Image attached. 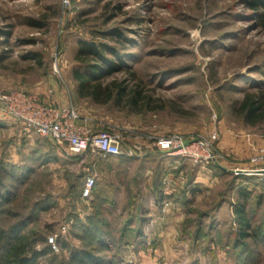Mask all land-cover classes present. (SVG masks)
Returning <instances> with one entry per match:
<instances>
[{
	"label": "rangeland",
	"instance_id": "obj_1",
	"mask_svg": "<svg viewBox=\"0 0 264 264\" xmlns=\"http://www.w3.org/2000/svg\"><path fill=\"white\" fill-rule=\"evenodd\" d=\"M80 41L123 63L104 82L143 87L150 104L80 97ZM54 85L95 131L119 135L124 154L82 162L35 132L0 129V191L12 193L0 202V230L23 223L22 233L38 236L32 264H82L73 260L81 252L116 264H264V193L246 200L251 226L242 237L233 186L244 178L232 137L264 136V124H245L234 106L246 90L264 89V29L248 0H0V89ZM175 133L213 142L215 160H181L183 172L162 158L142 181L126 152L156 153L158 138ZM198 167L201 189L184 205L180 192ZM90 172L97 183L87 200ZM9 245L2 241L0 259Z\"/></svg>",
	"mask_w": 264,
	"mask_h": 264
},
{
	"label": "built area",
	"instance_id": "obj_2",
	"mask_svg": "<svg viewBox=\"0 0 264 264\" xmlns=\"http://www.w3.org/2000/svg\"><path fill=\"white\" fill-rule=\"evenodd\" d=\"M69 2L65 0L66 5ZM56 89L55 85L50 86L46 95L24 88L0 89V118L14 121L25 131L49 139L59 153L65 157H80L82 162L89 156L104 158L124 154L119 135L108 130L95 131L89 119L83 117L74 104L56 98ZM154 145L170 158L168 165L174 169L182 164L181 160L190 159L194 163L215 160L213 142L205 139H187L175 133L159 137ZM137 151L135 148L126 154L133 156ZM263 160L264 151L251 159L255 164ZM96 183L97 173L85 175L81 188L83 199H92ZM51 241L55 238L52 237Z\"/></svg>",
	"mask_w": 264,
	"mask_h": 264
},
{
	"label": "trees",
	"instance_id": "obj_3",
	"mask_svg": "<svg viewBox=\"0 0 264 264\" xmlns=\"http://www.w3.org/2000/svg\"><path fill=\"white\" fill-rule=\"evenodd\" d=\"M249 6L256 12L258 24L264 29V0H248ZM80 49L76 58L85 67L82 69H75L73 71L74 78L78 81L77 93L80 97H88L96 103H105L116 97V100H121L124 97L127 103L138 104L142 106L150 104L151 96L145 95L143 87H128L117 79L104 82L103 77L111 72L118 71L122 68L123 63H118L116 59L106 55L103 48H99L94 42L80 41ZM235 112L241 115L245 124L250 126H257L264 124V89L259 88L257 91L246 90L243 97L236 101ZM143 108V107H142ZM109 156V157H120ZM159 159L166 158L164 153L159 154ZM158 157L157 160L159 161ZM26 173V172H25ZM29 172L25 174V177ZM25 177L20 178L24 181ZM11 191L8 188H3L0 191V202L10 201L12 198ZM262 197H258L256 202H260ZM247 199H242L239 206L235 209L237 218L240 224L243 225L240 231L242 237L249 236L247 233L250 228L249 213L250 208H245ZM251 202H255L254 200ZM250 204V203H249ZM221 203L218 205L220 206ZM48 206L43 204L40 208ZM25 225L18 224L12 228L11 231L0 230V245L4 240H10L9 248L6 255L0 259V264H32L37 256L38 251L35 244L39 241L38 236L30 233H22ZM246 229V230H245ZM73 260L79 263L88 264H116L112 261H99L92 257L88 252H81L80 254H73Z\"/></svg>",
	"mask_w": 264,
	"mask_h": 264
},
{
	"label": "crops",
	"instance_id": "obj_4",
	"mask_svg": "<svg viewBox=\"0 0 264 264\" xmlns=\"http://www.w3.org/2000/svg\"><path fill=\"white\" fill-rule=\"evenodd\" d=\"M49 88H47L45 91H39L36 89H31V90L28 89V91L43 93L46 95L47 90ZM24 89H26V88H24ZM56 92H57L56 98L58 100H60L59 94H58V89H56ZM7 124H8V127L10 129H15L19 132L25 131L18 123H15L14 121H7V120L0 118V129L6 127ZM26 137L27 136H25L24 134L21 135V141L19 140V142H22V146H24L23 144L26 142ZM232 139H233V142L235 141L234 144L236 143V141H238V140L240 141V145H241L240 150L237 149V144H235L234 145L235 149H233L232 152H233V154L240 156L239 159H240V161H242V165H243L240 175L242 178H244V180H248V182H246L244 180H241L238 182L235 181L233 184V186L235 188L234 190L238 191V194L242 197V199H247V202L250 203L253 199V196L257 193V190H255V189L261 190V192H258L259 194L264 193V184L262 185V183H261V181L264 182V160L258 164H255L251 161V159L254 156H256L260 152L264 151V136L258 135L256 132L253 131V132H248L247 134L241 136L240 139L234 138V136L232 137ZM23 150H24L23 147H22V149L18 148L19 154L22 153ZM161 153H163V152L160 150H157L156 153L154 151H148V152L137 151L135 155L129 156L131 164H133L135 162H140V163H135V164H138L140 166V169H141V173H140L141 178L140 179L142 181L144 178H147L150 173L152 174L151 169H152L155 161H158L157 157L160 158L159 154H161ZM168 160L166 159V162H167L166 165L167 166H169ZM183 166L184 165H182V164L179 165L178 169L182 168V171L186 172V170H184L185 167H183ZM201 170L202 169L198 167L196 169V171L195 170L193 171V174L188 181L187 189H182V191L180 192L183 194V196H186L183 199L184 205L189 198H192L193 193L198 192L201 189V184H202V182H201V180H202ZM173 173H176V171H173ZM251 188H254V189L251 190ZM162 189H163V187H162ZM150 196L153 197V196H155V194L154 195L151 194ZM154 198L156 200V197H154ZM146 201H147V198L144 202L145 204H147ZM157 201H156V204L158 203V205H160L161 202L159 201V199ZM153 203H155V201ZM139 204L142 206L141 212H140L141 213L140 218H142V219L146 218L147 219L150 216L149 214H147L148 213L147 211L149 209L145 210V208H144L147 205H145V204L143 205V203L140 201H139Z\"/></svg>",
	"mask_w": 264,
	"mask_h": 264
},
{
	"label": "water",
	"instance_id": "obj_5",
	"mask_svg": "<svg viewBox=\"0 0 264 264\" xmlns=\"http://www.w3.org/2000/svg\"><path fill=\"white\" fill-rule=\"evenodd\" d=\"M224 170H226V168L222 167Z\"/></svg>",
	"mask_w": 264,
	"mask_h": 264
}]
</instances>
